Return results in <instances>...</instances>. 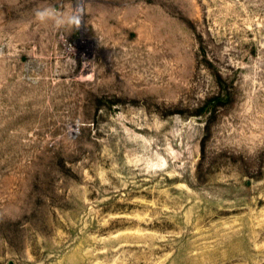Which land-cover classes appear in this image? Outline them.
Listing matches in <instances>:
<instances>
[{"label": "rangeland", "instance_id": "1", "mask_svg": "<svg viewBox=\"0 0 264 264\" xmlns=\"http://www.w3.org/2000/svg\"><path fill=\"white\" fill-rule=\"evenodd\" d=\"M0 0V264H264V0Z\"/></svg>", "mask_w": 264, "mask_h": 264}, {"label": "clouds", "instance_id": "2", "mask_svg": "<svg viewBox=\"0 0 264 264\" xmlns=\"http://www.w3.org/2000/svg\"><path fill=\"white\" fill-rule=\"evenodd\" d=\"M85 13L84 0H76L65 10H59L50 4H42L34 9V19L41 24H51L53 27L80 29Z\"/></svg>", "mask_w": 264, "mask_h": 264}]
</instances>
